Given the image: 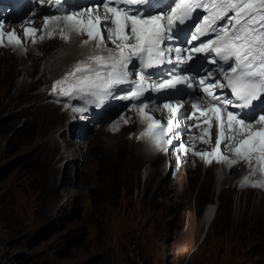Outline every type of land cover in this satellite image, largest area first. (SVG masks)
I'll return each instance as SVG.
<instances>
[{
    "label": "rangeland",
    "instance_id": "obj_1",
    "mask_svg": "<svg viewBox=\"0 0 264 264\" xmlns=\"http://www.w3.org/2000/svg\"><path fill=\"white\" fill-rule=\"evenodd\" d=\"M40 36L35 42L38 46ZM45 39L47 44L60 38L56 32ZM74 39L62 42L70 44ZM55 47L45 50L51 53ZM0 48L15 53L11 45L0 43ZM37 51V57L46 53ZM4 63L0 60V264H264V193L256 199L253 187L226 185L217 216L206 232L203 210L214 196L221 163L214 159L208 167L199 156L188 153L180 171L179 157L175 165L168 161L171 154L180 153L173 147L169 155L161 152L163 159L153 158L156 164H152L147 161L148 144L128 140V132L134 130L138 136L140 131L134 121L136 112L131 117L134 127L126 133L105 129L123 124L125 117L106 126H93L96 132L89 133L87 140L91 152L87 146L83 148L88 161L78 156L79 170L72 174L66 159L56 161L62 152L61 140L71 138L74 150L79 139L60 132L52 140L50 133L58 131L62 116L58 123L50 122L51 127L48 108L45 112L35 108L46 101L31 102L43 75L35 78L37 85L22 91L27 100L6 106L26 67L17 61L13 68ZM38 63L31 62L33 67ZM27 104L32 112L23 110ZM43 138L48 140L47 146ZM215 141L214 136L212 143ZM64 153L68 155V150ZM228 168L231 176L241 170ZM84 174L89 178L86 182ZM163 180L171 184L170 190L166 187V191L154 193ZM60 197L63 206L57 204Z\"/></svg>",
    "mask_w": 264,
    "mask_h": 264
},
{
    "label": "snow or ice",
    "instance_id": "obj_2",
    "mask_svg": "<svg viewBox=\"0 0 264 264\" xmlns=\"http://www.w3.org/2000/svg\"><path fill=\"white\" fill-rule=\"evenodd\" d=\"M152 3L153 0H104L101 8L89 9L82 17L64 15L45 20L40 40L51 39L57 27L62 25L58 33L61 40L71 41L73 36H85L80 44L87 46L95 42L98 50L97 54L79 62L62 80H57L52 91L59 90L60 95L79 100L91 98L98 104L108 97L139 101L138 105L132 103L131 108L137 112L141 123L147 122L145 135L152 139L157 151L167 153L172 138L179 136L176 129L180 127V121L177 119L173 123L171 118L184 115V105L173 102L183 99L182 90L177 86L186 85L191 89L193 81L177 74L175 67L162 73L156 81L152 80L155 74L147 70L166 63L180 66L192 61L195 64L197 54L211 56L210 62L216 67L196 82L205 96L197 97L199 102L191 105L204 118L203 125L199 117L189 115L187 118L197 121L195 126L201 128V132L196 139L208 145L212 144L211 130L215 124V145L210 152L203 153L185 148L183 144L173 147H178L184 154L192 152L208 164L216 159L217 163L232 167L244 161L253 173L264 171V0H169L165 6L167 11L160 12L130 7ZM198 10L204 15L192 24L194 31L189 29L183 39V43L193 46L187 49L165 46L166 41L181 40L180 26L193 20L192 14ZM220 21L223 23H218ZM35 33L36 29L26 28L23 36L29 38L31 35L35 43ZM3 35L0 32V37ZM7 36L9 45L23 46L15 31ZM203 36L209 39L201 41ZM195 41L200 43L193 44ZM0 43H3L2 39ZM109 43L114 47H108ZM173 53L176 54L174 59ZM208 62L205 59L204 63ZM129 65L133 66L132 70ZM202 69L203 64L197 70ZM133 71L138 79H132ZM125 83H131L133 87L123 95L114 94V89ZM218 89H228L231 98L217 95ZM168 90L174 91L169 93ZM152 91L166 93V102L161 103L168 112L167 126L145 112L149 109L145 93ZM229 105L240 111H228ZM83 110L73 107L76 112ZM124 122L128 123L127 120ZM221 145L230 156L221 153ZM253 158L256 159L255 168H252ZM243 182L248 184L250 177H245ZM252 186L264 187V179L252 182Z\"/></svg>",
    "mask_w": 264,
    "mask_h": 264
},
{
    "label": "bare ground",
    "instance_id": "obj_3",
    "mask_svg": "<svg viewBox=\"0 0 264 264\" xmlns=\"http://www.w3.org/2000/svg\"><path fill=\"white\" fill-rule=\"evenodd\" d=\"M84 13H86V12H84V9L78 10L77 8L73 9L72 11L70 10L66 14L52 12L51 10L48 9V10H45L44 12L36 15L34 17V19H31V20L26 21L24 23L18 24L21 27H19L17 25H12L9 28H4L2 31V33H4V36H2V37L6 39L3 41H6V44H8L7 34L15 31L16 35L23 42V46L22 47L15 46L13 43L11 45V47H13L12 49H15V53H11V54L9 53L10 51L9 52L7 51V49H1L0 48V60L2 62L5 61V63L8 62V64L4 63V65H7V67H10V68L15 67L16 61H17V63L20 62L21 65H24L26 67L25 68L26 72L25 73L23 72L24 76L22 77L23 78L22 81L15 87L16 93L14 94V96H12L10 98V100L5 105L6 106H14V105L19 104V102H21L23 100H27V97L24 95V93L22 91L30 89L31 87L37 85L39 81H41V85L39 86V88L37 90H34L35 93H34V95H32L31 102H34L37 99H41L42 101H46L42 105L35 107V108L41 109L43 112H45L44 111L45 108H48V110L50 111L51 116H52L48 119L49 125H50V122L58 123L59 122L58 117L60 118L62 116V118H63V119H60L62 121V124L61 125L59 124L60 127H59L58 131L50 133V136H52V140H56L58 138V136L60 135V132H65L67 134L68 131H70V134L72 136H74L71 132V125L76 124V123L83 121V120L80 118L79 112L69 110L66 107L58 106L54 103L49 102V100L52 99L53 94H54V92L52 91L53 86H51V84L54 85L57 80H59V79L62 80L65 76H67L66 70H62V66L64 64L75 68L79 62L85 61L89 55L97 54L98 50L94 46L95 42L90 43L87 46H82L80 44V41H82L83 39H86L85 36H84V38L81 37L80 40H77L76 37L73 36V38H75L74 39L75 42H71L70 44H64L62 42L64 40L59 41L60 39L58 41L50 42L47 44H45V42H43V40H41L42 43L38 46V45H36V43L32 42L31 38H29V39L25 38L23 36V31L26 28L36 29L35 36H36V40H38V38H37L38 34H40V35L43 34V25L45 23V20H52L56 16L63 17L64 15H69V14L75 15L78 17H82ZM93 14H96V13L93 12ZM59 27H62V25L57 27L56 32H58V33H59ZM105 40L107 41L106 36H105ZM64 42H66V41H64ZM41 45L42 46L45 45V47H48V48L51 47V45H54L56 47H55L54 51H52L50 53V52H47L45 50V47L43 48ZM108 47L111 48L114 46L109 43ZM37 49H38L37 52L46 51V53H44L43 57L42 56L37 57V55L35 54ZM25 55H28V59L25 57ZM36 60H39V63L37 65V67H33L31 62L36 61ZM40 75H43L44 78H42V77L39 78L38 79L39 81L35 80V78L39 77ZM28 76L33 78L32 81H30L31 79H29V81L27 80ZM47 87H49V89L47 91H45V89ZM23 110H28L29 112H32V109H30L28 107V104L23 108ZM182 110H183L184 115H183V117H179V121H182L183 119H185L188 108H183ZM147 112H148L147 114L151 115V116L156 115L157 117H159V116L168 117V114L166 113V111L161 109V108L159 109V113H154L151 110H149ZM130 113H132V110L127 112L125 114V116L129 117ZM57 114H61V115H57ZM199 118H200L199 122L201 123V125H203L204 118L203 117H199ZM134 119H135L134 121H136V123L142 127L140 128V131L137 130L139 132L138 136L133 134L134 130L128 132L129 133L128 140H131V142H136V141L144 142V143L146 142L149 146L148 149L145 147L146 151L148 152V159L149 160H147V161L152 162V164L153 163L156 164V162L153 161L152 159L155 158L156 156H159L160 159H163V153L157 151L156 148L154 147L152 139L145 135V133L147 131V122L141 123L138 114H136ZM116 121H119V119H117ZM122 121H124V120L122 119ZM129 121H130L129 124H126L125 122L123 124L119 123L116 127L108 125L105 129H109V130L111 129L112 133H116L118 131H123L124 133H126L128 131V128L134 127L132 118H130ZM185 122H186V124H182L180 126V128H178V130H176V132L180 131L181 135L178 136V138H176V137L172 138L174 143L179 142L182 138L184 140L183 144H184L185 148H191V149H193V151L200 150L201 153L206 152V151L210 152L211 148L214 147L215 144H213V143L211 145L204 144L199 139H196L197 137H199L200 132H201V128H198L195 126L197 121L193 119L190 121L185 120ZM65 123H66L65 126H68L69 128L65 127L64 129H62L61 127ZM168 123H169V117H168ZM168 123H167V125H168ZM88 126H89V133L94 134L96 131H95V128H93V125L88 124ZM191 126H193L192 129H189V127H191ZM61 130H63V131H61ZM43 131L46 132L45 128H43ZM51 131H52V129H51ZM211 131H212V135H211L212 141H213L214 136H215V140H216V138H217V127L215 126V129H214V126H212ZM87 140L88 139L79 141L78 145L76 147H74V150H73V146L71 147V145H70L72 142L71 138L67 137V139H65L64 141L61 140L60 145H61V149H62L61 151L62 152H61L60 157L57 156L56 163L59 162L60 159H66V167L67 166L72 167L73 168L72 174H75V171L79 170V162L76 160V159H78V156L83 157L84 161H86V163L88 161V158H86L85 153L83 152V148H86V146L88 147V150L91 152V150L89 149L90 146L87 144ZM43 142H44L43 143L44 146H47L48 140L43 138ZM95 147H96V145H95ZM65 150H68V155H66L64 153ZM220 151L224 155H229V156L231 155L228 152V150L224 148L223 145H221ZM188 153L191 154L192 152H188ZM171 155H170L171 156L170 160H168L169 164L175 165V162L178 160L177 157H179L180 162L178 163L179 164L178 169H180V167L183 164V160H185V158H184L185 156H182L180 154H178V155L171 154ZM50 156H51V153H50L49 157ZM165 159H167V157ZM199 160L202 162V164H206L208 167L214 162V159H213V162L211 164H208L205 160H202L201 158H199ZM167 163L168 162H166V164H165L166 166H167ZM244 164L245 163L243 161H240L237 164L233 165L232 167H234L236 169L240 167L241 170L237 175L231 176L232 174L230 173L228 166L224 163H221V169H219L218 172L216 173L215 184L213 185L214 188H213L212 192L214 193V196L212 197L211 202H209L207 204L206 208L203 210L204 211L203 220H204L205 226H208L210 223H212L215 220V218L217 216L216 207H217L218 202H220L222 191L226 185L228 186V184L231 183V185L233 187H235L238 184L244 188H251L252 184L251 185L245 184L243 182L244 178L245 177H251L253 175H257L256 178L251 179V182H252L255 179H259L260 174H264V171H261V170H257V171H255V173H253V170L250 169L247 164H245V165ZM255 167H256V159L253 158L252 168H255ZM185 168H186V166H185ZM58 169H60V168H58ZM180 171H181V169H180ZM156 173L157 172H154V177H155ZM177 173L179 174V172H177ZM180 177H182L183 179L185 178L182 174L180 175ZM178 178L179 177H177V179ZM65 179H66V177L63 178V182H65ZM82 180L85 182L88 181L89 180L88 175L84 174V177ZM160 180H161V178H160ZM160 183H161V185H159ZM160 183H158V185L155 188L153 187L154 193L166 191L167 188H169V190H170L171 184H169V182H167V180L160 181ZM205 183H207V181H205ZM209 186H205V187H209ZM146 188H148V187H146ZM63 189H64V193H67L68 189L65 187ZM254 189L257 190L256 199H259V197L263 196L264 191L261 188L255 187ZM149 190H151V189L149 188ZM200 192H201V190H200ZM57 194L58 193L56 190V195ZM203 196H204V194H203ZM57 204L59 206L65 205V203L63 202V198L60 197V200H58Z\"/></svg>",
    "mask_w": 264,
    "mask_h": 264
},
{
    "label": "water",
    "instance_id": "obj_4",
    "mask_svg": "<svg viewBox=\"0 0 264 264\" xmlns=\"http://www.w3.org/2000/svg\"><path fill=\"white\" fill-rule=\"evenodd\" d=\"M211 224V223H210ZM210 224L208 226H205V231L207 232L209 230Z\"/></svg>",
    "mask_w": 264,
    "mask_h": 264
}]
</instances>
